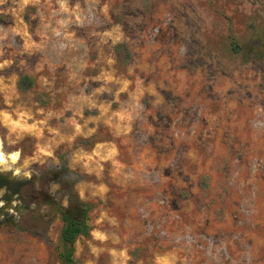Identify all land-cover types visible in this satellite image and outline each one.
Masks as SVG:
<instances>
[{"label": "rangeland", "instance_id": "rangeland-1", "mask_svg": "<svg viewBox=\"0 0 264 264\" xmlns=\"http://www.w3.org/2000/svg\"><path fill=\"white\" fill-rule=\"evenodd\" d=\"M0 141V264H64L66 181L76 264H264V0H0Z\"/></svg>", "mask_w": 264, "mask_h": 264}, {"label": "trees", "instance_id": "trees-1", "mask_svg": "<svg viewBox=\"0 0 264 264\" xmlns=\"http://www.w3.org/2000/svg\"><path fill=\"white\" fill-rule=\"evenodd\" d=\"M236 46L238 45L236 44ZM51 180L60 182L62 181V177L60 174L54 172L51 175ZM30 181L31 180H16L13 182L8 181V189L12 191L6 193L7 199H10L15 195H21L23 192V187ZM64 186L66 189L65 195L67 197V205L58 203L54 197L48 198L47 203L58 209L63 221V226L61 229V260L64 264H76L74 259L76 241L82 236L88 237L91 235V205L81 199L79 193L76 191L75 186L71 181L64 182Z\"/></svg>", "mask_w": 264, "mask_h": 264}, {"label": "flooded vegetation", "instance_id": "flooded-vegetation-1", "mask_svg": "<svg viewBox=\"0 0 264 264\" xmlns=\"http://www.w3.org/2000/svg\"><path fill=\"white\" fill-rule=\"evenodd\" d=\"M8 181L13 182L14 180L8 178L6 175L0 174V203H2V200H8L6 197L7 192H11L12 190H9V184ZM4 192L5 194H2ZM1 209V204H0Z\"/></svg>", "mask_w": 264, "mask_h": 264}, {"label": "bare ground", "instance_id": "bare-ground-1", "mask_svg": "<svg viewBox=\"0 0 264 264\" xmlns=\"http://www.w3.org/2000/svg\"><path fill=\"white\" fill-rule=\"evenodd\" d=\"M13 156H16L17 157L16 159H18V156L17 155H12V157ZM0 157H2L1 160H5L4 153L2 152V142L1 141H0Z\"/></svg>", "mask_w": 264, "mask_h": 264}, {"label": "clouds", "instance_id": "clouds-1", "mask_svg": "<svg viewBox=\"0 0 264 264\" xmlns=\"http://www.w3.org/2000/svg\"><path fill=\"white\" fill-rule=\"evenodd\" d=\"M17 157L16 156H13V160H15ZM0 159H2V157H0Z\"/></svg>", "mask_w": 264, "mask_h": 264}]
</instances>
